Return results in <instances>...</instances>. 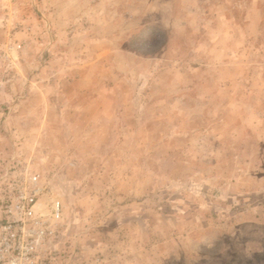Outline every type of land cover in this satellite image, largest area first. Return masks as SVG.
I'll return each mask as SVG.
<instances>
[{
  "label": "rangeland",
  "instance_id": "rangeland-1",
  "mask_svg": "<svg viewBox=\"0 0 264 264\" xmlns=\"http://www.w3.org/2000/svg\"><path fill=\"white\" fill-rule=\"evenodd\" d=\"M25 169L44 264H264V0H0V224Z\"/></svg>",
  "mask_w": 264,
  "mask_h": 264
},
{
  "label": "built area",
  "instance_id": "built-area-1",
  "mask_svg": "<svg viewBox=\"0 0 264 264\" xmlns=\"http://www.w3.org/2000/svg\"><path fill=\"white\" fill-rule=\"evenodd\" d=\"M10 183L0 224V264H44L56 236L63 205L51 198L39 175L25 169Z\"/></svg>",
  "mask_w": 264,
  "mask_h": 264
},
{
  "label": "trees",
  "instance_id": "trees-1",
  "mask_svg": "<svg viewBox=\"0 0 264 264\" xmlns=\"http://www.w3.org/2000/svg\"><path fill=\"white\" fill-rule=\"evenodd\" d=\"M144 33H145V36H143V39L147 40V39H149V38H151L153 36L154 30H153V28H147L144 31Z\"/></svg>",
  "mask_w": 264,
  "mask_h": 264
}]
</instances>
